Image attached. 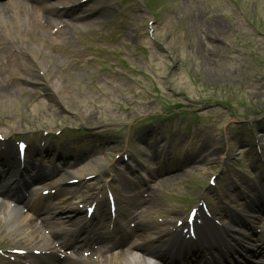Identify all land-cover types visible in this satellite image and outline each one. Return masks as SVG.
Here are the masks:
<instances>
[{"label":"rangeland","instance_id":"obj_1","mask_svg":"<svg viewBox=\"0 0 264 264\" xmlns=\"http://www.w3.org/2000/svg\"><path fill=\"white\" fill-rule=\"evenodd\" d=\"M148 1L151 11L141 0L87 4L95 21L77 25L73 45H67L71 53L60 50L59 65L52 63L50 75L31 67L29 82L12 83L13 73L24 75L22 68L30 63L17 57L13 73L0 77V131L8 140L28 134L30 153L48 161L54 187L71 176L104 171L123 158L130 141L138 143L129 153L135 160L143 154L157 162L164 152L168 162L171 151L176 155L180 148L185 160L189 150L195 162L179 170L165 167L147 184H133L126 179L132 169L117 165V199L127 202L142 189L140 199H149L139 208L151 221L169 225L215 172L219 182L207 191L210 203L227 213L228 202L250 200L253 188L263 182V173L262 178L254 175L256 168L264 170V162L255 163L250 147L260 145L264 152V0ZM48 39L45 52L55 56V46L64 43ZM34 45L28 37L23 41V49ZM55 75L61 80L58 93L49 85ZM159 116H167L161 125ZM80 127L90 133L66 131ZM36 139L39 144L45 139V146H35ZM247 148L251 152H243ZM48 149L52 155L45 157ZM2 220L0 239L6 233Z\"/></svg>","mask_w":264,"mask_h":264},{"label":"bare ground","instance_id":"obj_2","mask_svg":"<svg viewBox=\"0 0 264 264\" xmlns=\"http://www.w3.org/2000/svg\"><path fill=\"white\" fill-rule=\"evenodd\" d=\"M52 0H15L13 4V8H5L8 6L7 4H0V11L3 12V14H11L10 17H15L21 15L23 18V24L20 25V20H14L17 23V26L19 28V31L21 33V36L23 37H29L32 41H35L37 43L36 48L38 52L40 53L39 55L36 54L37 51L34 47L28 48L26 50V55L30 54L31 59H36L38 60V63L42 69V72L45 73L46 75H50V73L53 72V65L59 64V51H65L66 53L70 54L71 50L66 47L65 45L63 48H59L57 50V54L55 56H50L48 53L45 52V48L47 47V39L48 36H54L57 35L62 38L63 41L71 44L73 42L72 39V33L74 29L76 28V21H83L86 20L87 18H92V14L87 12V10H82V12H79L76 15H71V17H62L61 14H55V7L53 6ZM9 3L10 1H6ZM68 2H65V6H68ZM10 4V3H9ZM17 11V13H15ZM58 26V31L56 34H53L52 29L54 27ZM3 32L0 33V77L2 75L10 70L9 64L17 58L18 56V51L17 47L11 42L6 41L3 38ZM21 56V54H20ZM14 63V62H13ZM53 63V65H52ZM52 67V68H49ZM32 75V73H29ZM2 79H0L1 81ZM51 87L53 88L54 91L58 93V90L61 88V80L59 76L55 75L53 78V82L51 83ZM11 94V90H7L6 93ZM64 94H61V97H63ZM30 163H27L29 165ZM10 165L14 169L15 162L10 161ZM148 167H155L154 164H148ZM149 172H152L151 169H149ZM15 171V170H14ZM153 174V173H151ZM16 175V174H12ZM144 175V173H142ZM142 178H145L144 176H141ZM151 177V176H150ZM13 186H10L8 189H6V192L8 195L12 196L13 195ZM42 200V197L40 198ZM64 202V201H62ZM13 202H10V207H13ZM38 207L40 206V203L37 205ZM42 212H47V213H56V212H62L64 215L67 217L74 212L79 211V208L77 206H70V207H61L58 204L51 205L47 204L44 207L39 208ZM133 209V207H132ZM132 211V210H131ZM133 212V211H132ZM23 217H22V216ZM17 217L11 218L10 219V224L9 227L10 229L14 232L16 230V225H22L25 227L23 229V232L27 233V237H32L35 229L30 226L29 221L32 219V215L30 214H25L24 212ZM78 222V220H74L73 223ZM139 225H143V223H140ZM147 226V225H146ZM254 225H250L251 228ZM230 227L234 228V225H230ZM227 227L225 230L226 236L238 232L239 227L234 228L233 230ZM200 229H203V226H200ZM72 232H77V230H74ZM114 232L111 234L113 235ZM64 234L60 233H55L52 232V236L56 238L57 241H60L61 236ZM127 236V233H122L121 238H114L113 240V246H117L119 241ZM104 234L103 233H97L95 235H91L88 233L87 239L84 242V245L91 246L93 250L96 253H101L104 250H108L109 248L102 242L103 241ZM161 236L154 237L153 242L149 246L141 245L137 242H131L127 246L126 249L121 250L119 252V256H121L124 252L127 253V259L126 262L128 264H166L164 262V258L158 253L157 248L158 247H163V248H168L169 249H177L181 253V257L183 253H187L185 256V259L188 258V252L183 251L182 248L184 244L179 240L178 237H175L172 241H167L164 239L165 235H163V240L160 238ZM37 238H41L40 235L37 236ZM152 240V239H150ZM226 240V241H225ZM226 243V249L232 252H235L239 248L236 247L238 245H241V242L239 241V237L234 236L230 237L229 239H225ZM258 243L256 244L257 247L262 249L264 251V235H260L258 237ZM62 247H72V248H77L80 249V241L79 242H67L65 240L61 241ZM255 245V244H254ZM210 248L216 249V246L213 245ZM238 248V249H237ZM259 250L258 256L261 255L263 252L262 250ZM253 251V250H252ZM257 252V251H256ZM78 258L76 260H71V264H77V263H84L85 260H83L80 257V253H77ZM213 257V255H211ZM208 257V259H211ZM220 259H223V255L219 254L218 255ZM201 260L203 259L202 253L198 256ZM183 258V257H182ZM204 260V259H203ZM214 260H216L214 258ZM224 261V260H223ZM40 264H49L46 262V260L42 257L41 263ZM167 264H172L171 262H168ZM256 264H264V256H259L256 259Z\"/></svg>","mask_w":264,"mask_h":264}]
</instances>
